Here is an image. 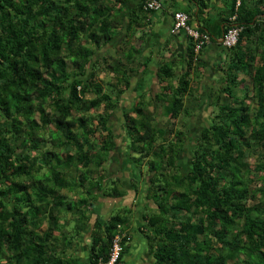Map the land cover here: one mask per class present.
<instances>
[{"label":"trees","instance_id":"trees-1","mask_svg":"<svg viewBox=\"0 0 264 264\" xmlns=\"http://www.w3.org/2000/svg\"><path fill=\"white\" fill-rule=\"evenodd\" d=\"M127 1L0 0V264L106 263L119 231L126 264L132 211L95 215L100 195L144 205L146 264H264V0L232 1L212 65L217 111L197 132L187 124L212 42L201 17L211 0H190L202 24L181 10L198 37L172 33V23L185 53L158 66L149 102L144 87L132 104L123 97L147 67L136 60L142 14L165 1L152 10L139 0L131 11ZM233 25L237 41L224 47ZM117 109L138 174L127 194L110 160ZM72 219L80 223L69 231Z\"/></svg>","mask_w":264,"mask_h":264},{"label":"crops","instance_id":"crops-1","mask_svg":"<svg viewBox=\"0 0 264 264\" xmlns=\"http://www.w3.org/2000/svg\"><path fill=\"white\" fill-rule=\"evenodd\" d=\"M139 0H128L127 1V10L131 11L135 8ZM164 10L154 13H145L142 14V23L141 27H138L136 36L142 33H146V41L143 46V49L140 54L136 56V60H140L142 63H147V67L137 74L136 80L132 83V90L128 89L126 95L123 98H127L129 104L133 103V99L136 97V91H139L140 88H146L144 90L150 91L152 94L158 90L157 83L154 82L156 76L153 75L157 71L158 66L161 63H164L168 59L172 58V54H175V57L181 60V55L185 53V48L187 46V40L183 34L174 35L171 33V27L173 23V13L175 10L183 11L190 10L192 16L194 17V24L198 23L202 24L201 20L197 18V10L198 7L195 2L190 0H164ZM233 0H211L208 8L204 11L205 14H202V18H204V24L207 29L212 34V42L206 45V47L202 51L201 60L203 64L198 72L201 78L200 90H206V85L208 86V80H212L216 77L215 70L212 68V65L217 62L221 57H223L222 47L219 45L220 39L223 34V26L226 23L225 20L229 16V10L231 7V3ZM192 17V18H193ZM206 19V20H205ZM124 25L127 26V22L124 21ZM138 58V59H137ZM140 70V69H139ZM196 74V73H195ZM196 79V77H194ZM199 80V78H198ZM153 81V85H150ZM140 82V83H138ZM143 90V89H142ZM199 90V91H200ZM136 92V93H135ZM122 98L120 106L123 109V106H127L123 104L124 99ZM128 104V106H129ZM197 103L191 104L189 107L191 110L196 109ZM118 108V107H117ZM119 109H121L119 107ZM117 110L121 112L120 110ZM118 130L121 132V135L124 137V141L121 143L119 138L117 137L115 130L114 139L117 142L118 147L115 148L114 153L111 154L113 156L110 160H112V169L115 172V176L120 177V181L123 187L130 190V178L138 176L137 171H133L130 168V164L128 162L129 153L124 150L125 144H128L125 139V131H123L122 126ZM121 139V138H120ZM121 148V151L119 150ZM136 173V176L134 175ZM146 176V175H144ZM143 175L139 176V179H142ZM132 195V194H131ZM100 198L95 203L94 214L101 215L104 218L109 217L113 212L116 206L120 207L126 206L129 207L132 211L130 216V225L129 231L131 234V242H130V251L127 253L126 264H146L149 258V252L147 247V238L145 237L146 230L142 228V213L144 212L143 204L137 203L136 199H131L130 203H125L123 200L116 202L109 199V197L100 195ZM114 203L115 205L110 204ZM141 201V200H140ZM151 207V206H150ZM153 207V206H152ZM86 241H88L86 239ZM86 252V251H85ZM87 255V253H85ZM78 264H88L85 257H83Z\"/></svg>","mask_w":264,"mask_h":264},{"label":"rangeland","instance_id":"rangeland-1","mask_svg":"<svg viewBox=\"0 0 264 264\" xmlns=\"http://www.w3.org/2000/svg\"><path fill=\"white\" fill-rule=\"evenodd\" d=\"M100 76L103 77L104 72H101ZM215 81H216L215 78L212 79L211 81L209 80L210 85L214 84ZM154 82H155V79H154ZM216 83H217V81H216ZM247 86L248 87L250 86L249 83H247ZM208 87H210V86L206 85V90L204 88V89H201L200 91H198L196 88V90L194 89L192 91V94H194V96L198 97L197 102H196L197 105H196V109H195V114H193V117L188 120V121H190V124H187V125H189V127L192 128L191 129L192 132H195V131L197 132L198 130H200L201 126L207 125L214 118L212 116L215 115V113L217 111V107L215 105V103H216L215 100L217 99V96H215V94L217 93V91H216L217 87L214 85H212L210 88H208ZM207 93L213 95V100L207 98ZM143 94H144L143 98L149 102L151 92L147 91V92H144ZM88 96L91 97V95H88ZM117 110L115 111L114 117L112 118L113 121L111 122V125L114 128L117 137L119 138V140L122 143L124 141V137L121 135V132L118 130L119 128H117V127H120V123H121L122 119H121L120 112ZM179 123L183 124L182 121H179ZM179 128H180V126H179ZM182 128H183V126H182ZM192 141H193V137L191 136L190 139L188 140V143L184 147L185 148L184 152L182 153V155H180L181 159H183L184 161H188L187 159L189 158L188 156L190 155V147L192 145ZM119 150L121 151V148ZM135 156H133V157H135ZM252 158L254 159V157H252ZM252 158H251V161H253ZM109 181L110 180L107 181L108 184H110ZM122 189H124L125 194H127V191L125 190V188H122ZM109 199L114 201V198H111V196H109ZM111 200L109 201V202H111L110 204L115 205L114 203H112ZM123 202L130 203V205L132 203L130 198L124 199ZM117 207L118 206H116L114 209H116ZM147 211L150 212V210H147ZM78 223H80V222L72 219V222L67 227V229H69V231H74L75 226L78 225Z\"/></svg>","mask_w":264,"mask_h":264},{"label":"built area","instance_id":"built-area-1","mask_svg":"<svg viewBox=\"0 0 264 264\" xmlns=\"http://www.w3.org/2000/svg\"><path fill=\"white\" fill-rule=\"evenodd\" d=\"M146 7L152 10H158L161 8V5L157 1L151 0L146 3ZM234 19H235L234 17H231L230 20L232 21ZM186 20H187V16L182 11H177L174 14L172 33H176L182 28L185 31H187L190 35L194 36V38H197L198 33L196 31L191 30L189 27H187ZM239 30L240 29L237 28L235 25H233L232 27L229 26L227 29V32L224 34V36L221 39L222 45L224 47L233 46L237 41ZM203 38L207 40V36L203 35ZM202 42H200L199 44H196L195 46L196 52H198V50L200 49ZM117 233L118 234L114 236V239L112 242L110 258L106 263H102V264H124L122 261H119V254L122 249L120 240L122 237H125L126 234L121 233L120 231Z\"/></svg>","mask_w":264,"mask_h":264}]
</instances>
